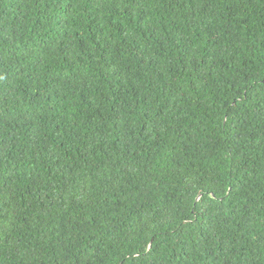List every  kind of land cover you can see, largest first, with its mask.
Wrapping results in <instances>:
<instances>
[{"label":"trees","instance_id":"obj_1","mask_svg":"<svg viewBox=\"0 0 264 264\" xmlns=\"http://www.w3.org/2000/svg\"><path fill=\"white\" fill-rule=\"evenodd\" d=\"M0 264H264V0H0Z\"/></svg>","mask_w":264,"mask_h":264}]
</instances>
